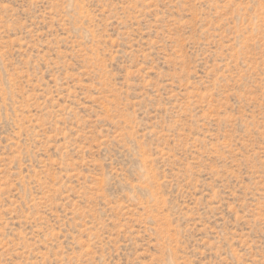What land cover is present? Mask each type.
<instances>
[{
	"label": "rangeland",
	"instance_id": "1",
	"mask_svg": "<svg viewBox=\"0 0 264 264\" xmlns=\"http://www.w3.org/2000/svg\"><path fill=\"white\" fill-rule=\"evenodd\" d=\"M0 264H264V0H0Z\"/></svg>",
	"mask_w": 264,
	"mask_h": 264
}]
</instances>
